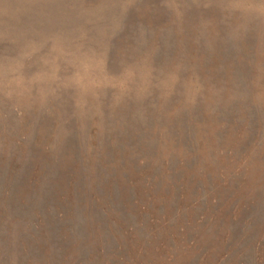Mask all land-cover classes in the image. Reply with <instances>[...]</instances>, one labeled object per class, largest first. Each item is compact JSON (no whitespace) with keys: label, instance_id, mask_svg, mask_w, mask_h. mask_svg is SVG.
<instances>
[{"label":"rangeland","instance_id":"obj_1","mask_svg":"<svg viewBox=\"0 0 264 264\" xmlns=\"http://www.w3.org/2000/svg\"><path fill=\"white\" fill-rule=\"evenodd\" d=\"M0 264H264V0H0Z\"/></svg>","mask_w":264,"mask_h":264}]
</instances>
